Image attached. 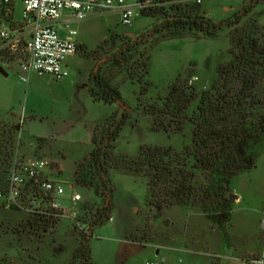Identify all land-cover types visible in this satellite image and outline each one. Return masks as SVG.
Masks as SVG:
<instances>
[{
    "label": "rangeland",
    "instance_id": "rangeland-1",
    "mask_svg": "<svg viewBox=\"0 0 264 264\" xmlns=\"http://www.w3.org/2000/svg\"><path fill=\"white\" fill-rule=\"evenodd\" d=\"M245 1L207 0L202 11L208 18L219 20L241 9ZM2 8L0 0L1 26L22 24L24 6L20 0H12L10 20L3 19ZM161 21L160 17L137 13L127 27L117 15L96 12L75 24L79 48L67 59L69 76L62 82L33 73L28 83H23L19 63L0 56V122L19 126L16 151L20 157L46 158L57 170L56 162H68L63 174L57 177L54 170L51 176L65 190L58 201L73 214L84 204L93 207L98 200L93 191L74 185L73 161L88 156L95 127L118 110V105L92 100L88 91L91 75L98 64L105 62L106 51L112 47L111 35L116 39L127 34L136 36ZM259 24L264 27V15ZM233 52L227 30L215 39L192 35L154 42L149 46L150 87L127 80L124 71L105 68L104 74L119 88L131 114L115 142L114 153L134 157L146 146L176 153L190 148V124L181 133L153 130L152 118L143 114V106L161 110L162 100L177 82L197 91L210 86L218 69L233 62ZM139 99L143 106L136 110ZM111 177L112 220L98 227L90 239L91 264H122L127 252H122L125 240L134 242L127 245L130 252H135L130 264H241L258 259L264 263V150L257 151L254 169L232 179L227 191L228 210L216 219L200 207L155 210L146 205V181L116 170L111 171ZM75 193L81 196V202H71ZM28 218L24 211L0 209V259L16 264H70L79 241L74 217H62L47 233L35 235L25 228ZM142 243L148 245L146 250Z\"/></svg>",
    "mask_w": 264,
    "mask_h": 264
},
{
    "label": "trees",
    "instance_id": "trees-1",
    "mask_svg": "<svg viewBox=\"0 0 264 264\" xmlns=\"http://www.w3.org/2000/svg\"><path fill=\"white\" fill-rule=\"evenodd\" d=\"M176 1L142 13L162 21L140 34H127L123 39L111 35L112 47L106 51V60L91 75L88 91L92 100L119 108L95 127L91 152L76 163L74 185L93 191L98 202L81 208L77 222L87 233L74 225L79 241L70 264H91L90 239L112 218V170L146 181V205L150 208L162 211L200 207L208 217L216 219L228 210L227 191L232 179L254 169L257 151L264 150V27L259 24L264 0H247L241 9L219 20L208 18L203 5L194 1ZM225 30L235 53L233 62L218 69L210 86L197 91L177 82L162 100L161 110L138 101L136 110L143 106V114L152 118L153 130L181 133L190 124L192 146L181 153L146 146L134 157L115 154V142L131 114L104 69L124 71L127 80L150 87V44L192 35L215 39ZM195 102L196 107H192ZM10 124L0 122V186L17 152L19 126ZM59 219L29 217L25 228L33 235L45 234ZM127 245L122 247V252L127 250L123 260L135 253L128 251ZM0 264L16 263L3 258Z\"/></svg>",
    "mask_w": 264,
    "mask_h": 264
},
{
    "label": "built area",
    "instance_id": "built-area-1",
    "mask_svg": "<svg viewBox=\"0 0 264 264\" xmlns=\"http://www.w3.org/2000/svg\"><path fill=\"white\" fill-rule=\"evenodd\" d=\"M194 1L199 5L207 0ZM24 6L22 24L3 27L0 23V56L19 63V79L28 83L35 73L47 75L55 82H62L69 76L66 61L78 52L77 30L74 25L85 21L96 12L118 15L123 26H131L137 13L175 4L161 0H20ZM12 0H3L1 16L12 18ZM53 162L46 158L20 157L18 150L3 186H0V209L24 211L29 217L53 219L74 217L75 224L87 233L77 222L81 210L73 214L64 209L58 197L65 192L61 182L51 176ZM72 188V185L70 186ZM75 193L72 203L81 202ZM112 220V218L110 219ZM264 227V219L262 220ZM241 264H264L262 259Z\"/></svg>",
    "mask_w": 264,
    "mask_h": 264
},
{
    "label": "crops",
    "instance_id": "crops-1",
    "mask_svg": "<svg viewBox=\"0 0 264 264\" xmlns=\"http://www.w3.org/2000/svg\"><path fill=\"white\" fill-rule=\"evenodd\" d=\"M112 14L117 15V14H115V13H112ZM117 16H118V15H117ZM77 42H78V41H77ZM78 44H79V43H78ZM1 59L8 61L7 59H5V58H3V57H1ZM3 73H4V72H3ZM4 75H7V74L4 73ZM118 108H119V106H118ZM9 123H10V122H9ZM11 124L17 125L16 123H11ZM92 147H93V137H92ZM91 149H92V148H91ZM83 159H84V158H83ZM83 159H77V160H74V161H73V171H74V172H75V168H76V163H78L79 161H81V160H83ZM56 166L58 167V170L54 167L53 170H52V172H54V170H56V172L58 173V175H57V177H58L59 175H61V174L64 173L66 167L68 166V162H67L66 160H64V162H56ZM73 177H74V176H73ZM73 181H74V180H73ZM95 202L97 203L98 201L95 200ZM125 238H126V237H125ZM119 241H121V240H118L117 242H119ZM124 243L131 244V243H134V242L129 241V240H128V241L125 240ZM124 243H123V244H124ZM141 245H142V248H144L145 250H146L147 247H148V245H146L145 243H142ZM153 250H154V249H153ZM128 251H130V250L128 249ZM154 253H155V256H156L157 258L160 257V253H159L157 250H155ZM133 256H134V254H133V255L131 254V255L128 256V258L122 260V262H123L122 264H130V262H131ZM162 260H163V257H161L160 261H162ZM120 264H121V263H120Z\"/></svg>",
    "mask_w": 264,
    "mask_h": 264
},
{
    "label": "water",
    "instance_id": "water-1",
    "mask_svg": "<svg viewBox=\"0 0 264 264\" xmlns=\"http://www.w3.org/2000/svg\"><path fill=\"white\" fill-rule=\"evenodd\" d=\"M228 10V9H227ZM133 35V34H132ZM134 36V35H133ZM98 67H99V64L97 65V68H96V70L95 71H97L98 70ZM231 199H234V195H231Z\"/></svg>",
    "mask_w": 264,
    "mask_h": 264
}]
</instances>
